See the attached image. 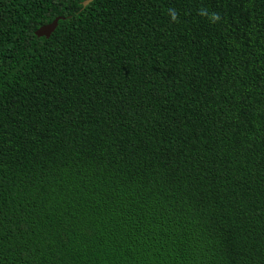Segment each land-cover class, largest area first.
Instances as JSON below:
<instances>
[{"label": "trees", "instance_id": "1", "mask_svg": "<svg viewBox=\"0 0 264 264\" xmlns=\"http://www.w3.org/2000/svg\"><path fill=\"white\" fill-rule=\"evenodd\" d=\"M86 1L0 0V264H264V0Z\"/></svg>", "mask_w": 264, "mask_h": 264}, {"label": "clouds", "instance_id": "2", "mask_svg": "<svg viewBox=\"0 0 264 264\" xmlns=\"http://www.w3.org/2000/svg\"><path fill=\"white\" fill-rule=\"evenodd\" d=\"M167 14L170 17V22L177 23L179 21V13L175 8H168ZM197 14L201 17L206 18L210 23H217L220 21L221 17L219 13L209 12L208 9L201 7Z\"/></svg>", "mask_w": 264, "mask_h": 264}, {"label": "water", "instance_id": "3", "mask_svg": "<svg viewBox=\"0 0 264 264\" xmlns=\"http://www.w3.org/2000/svg\"><path fill=\"white\" fill-rule=\"evenodd\" d=\"M93 0H89L84 2V6H88ZM63 18H57L55 19L51 24L45 25L41 27L39 30L36 31V35L39 37L45 36L50 37L51 34L57 29L59 21Z\"/></svg>", "mask_w": 264, "mask_h": 264}]
</instances>
